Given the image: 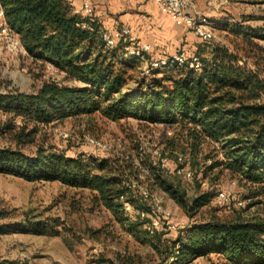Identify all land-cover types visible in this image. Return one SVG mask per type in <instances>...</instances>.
Returning a JSON list of instances; mask_svg holds the SVG:
<instances>
[{"label": "trees", "instance_id": "1", "mask_svg": "<svg viewBox=\"0 0 264 264\" xmlns=\"http://www.w3.org/2000/svg\"><path fill=\"white\" fill-rule=\"evenodd\" d=\"M0 6L28 59L79 84L52 81L32 94H0V113L7 118L0 125V136L10 140L9 146L0 147L1 173L87 190L97 206L124 220V205H133L132 193L138 188L131 180L138 176L131 162L83 154L72 157L36 142L41 128L101 112L111 120L132 117L179 126L194 166L201 146L211 147V154L202 157L210 162L203 166V176L215 169L217 174L226 171L243 181L254 197L264 194V71L248 50L258 49L252 38L264 39V32L234 27L242 44H234V49L201 41L193 53L200 70L169 69L163 78L146 86L140 81V87L131 91L126 90L129 72L140 62L124 55L125 44L106 48L100 24L75 13L66 0H0ZM25 146L35 147L31 155L23 152ZM174 158L176 171L180 166ZM143 166L152 179L150 185L165 192L187 215L194 216L210 204L213 194L187 200L157 163L147 159ZM46 224L29 227L37 233ZM158 253L164 254L165 264H189L212 254L217 259L212 264H264V208L252 217L211 216L167 240L165 251Z\"/></svg>", "mask_w": 264, "mask_h": 264}, {"label": "rangeland", "instance_id": "2", "mask_svg": "<svg viewBox=\"0 0 264 264\" xmlns=\"http://www.w3.org/2000/svg\"><path fill=\"white\" fill-rule=\"evenodd\" d=\"M191 1L192 11L207 17L211 23V44L225 45L229 49H234V44L242 47L241 39L233 32L234 27L264 32L262 0ZM182 29L183 34L192 33ZM185 37L183 43L178 39L168 43L161 49V57H170L181 49L189 52ZM252 43L258 47L248 48L255 56L252 61L257 59L259 68L264 71V39L252 38ZM194 45L197 51L199 44ZM154 53L149 55L150 59L157 58ZM139 65L129 72L131 78L126 90H136L140 81L146 86L152 79L163 78L167 72H152L146 63ZM52 81L79 85L65 79L49 65L33 63L26 53L10 52L8 44L0 41V94L15 91L32 94L43 83ZM6 119L0 113V125ZM184 136L185 132L177 125H154L132 117L111 120L101 112L82 114L41 128L36 136L38 145L50 146L72 157L83 154L131 162L138 171L137 178L131 176L138 187L132 193L133 205L122 214L124 220L119 221L110 211L97 206L87 190L58 181H31L0 172V264H165L164 254L159 255L158 249L165 251L166 241L176 239L185 228L211 216L232 219L238 215L260 214L264 194L254 197L243 181L226 171L217 174L218 169H215L213 174L203 176V166L210 162L202 157L211 154V147L201 146L196 162L199 166H194ZM92 140L101 146L92 145ZM9 145L8 136H0V147ZM34 149V146L22 148L26 155H31ZM175 156L183 158V172L177 173L178 168L175 171ZM147 159L165 171L166 177L185 193L187 200L201 193H211L210 204L194 216L187 215L165 192L150 185L152 179L143 166ZM132 167L127 171L130 168L133 171ZM141 211L145 212L144 218L138 215ZM36 222H46L48 226L36 233L29 227ZM150 223H156L153 233L147 230ZM216 262L212 254L189 264Z\"/></svg>", "mask_w": 264, "mask_h": 264}, {"label": "built area", "instance_id": "3", "mask_svg": "<svg viewBox=\"0 0 264 264\" xmlns=\"http://www.w3.org/2000/svg\"><path fill=\"white\" fill-rule=\"evenodd\" d=\"M157 5L160 11L171 18L173 22L181 27L190 30L198 39L203 42L210 43L212 38L213 28L208 18L197 14L195 11H192V1L191 0H153ZM82 12L87 15L91 12V0H84L82 6ZM80 15V13H77ZM100 38L104 46L108 49H111L117 45V43H122L126 45L124 55L128 57H133L138 60L140 63H146L149 71H161L169 70L173 68H186L193 70H200L201 63L199 58L196 55H191L184 49H181L170 57H158L150 59L151 48L149 45L137 44L135 39L132 36V33L129 28L124 27L119 30L114 31H104L100 32ZM0 41H4L8 44L10 52L21 51L26 53L23 47L20 44L18 36L10 29L8 26L4 11L0 6ZM92 145L100 147L98 141H90ZM164 161L161 160V164L164 166ZM183 158L177 156V164L180 168L177 169V173L183 172L184 168L182 165ZM146 195V193H143ZM220 196L227 201V197L224 193H220ZM131 205L125 204L124 211H129ZM138 215L141 218H144L145 212H138ZM156 223H150L147 227V230L150 233H153L156 229Z\"/></svg>", "mask_w": 264, "mask_h": 264}, {"label": "crops", "instance_id": "4", "mask_svg": "<svg viewBox=\"0 0 264 264\" xmlns=\"http://www.w3.org/2000/svg\"><path fill=\"white\" fill-rule=\"evenodd\" d=\"M66 1L75 13L96 20L101 31L129 28L135 43L149 45L150 55L154 51L157 58L168 43L176 39L183 43L184 35L186 47L191 53L196 51L194 44L201 42L193 33L183 34L182 27L164 15L153 0H91V12L88 15L82 12L84 0Z\"/></svg>", "mask_w": 264, "mask_h": 264}]
</instances>
